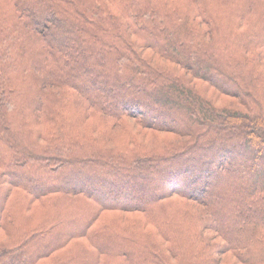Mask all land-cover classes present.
<instances>
[{
  "label": "trees",
  "instance_id": "trees-1",
  "mask_svg": "<svg viewBox=\"0 0 264 264\" xmlns=\"http://www.w3.org/2000/svg\"><path fill=\"white\" fill-rule=\"evenodd\" d=\"M0 264H264V0H0Z\"/></svg>",
  "mask_w": 264,
  "mask_h": 264
},
{
  "label": "rangeland",
  "instance_id": "rangeland-1",
  "mask_svg": "<svg viewBox=\"0 0 264 264\" xmlns=\"http://www.w3.org/2000/svg\"><path fill=\"white\" fill-rule=\"evenodd\" d=\"M208 94L209 95H211L213 98H216V102L220 105V104H226V103H230L231 101H233V99H231V98H229V97H227V96H224V95H219V96H216V95H214V94H212V91H208ZM161 137H167V138H169L170 137V135H164V134H160L159 136H158V138H156V139H160ZM236 156V155H235ZM236 159L237 160H242V158L240 157V156H238L237 155V157H236ZM71 179V178H70ZM89 182H84L83 183V186L84 185H89L88 184ZM200 184L199 183H196L194 186H199ZM180 187H185V186H180ZM98 193V195H99V193H102L101 192V190L100 189H98V191H97ZM125 193H122V196L124 195ZM143 196H145V195H143ZM142 196V197H143ZM122 199H128V200H134L135 199V194L133 193V195L132 196H130V197H122ZM230 259V258H229Z\"/></svg>",
  "mask_w": 264,
  "mask_h": 264
}]
</instances>
